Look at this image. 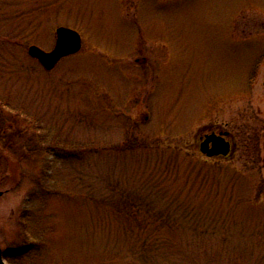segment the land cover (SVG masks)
Masks as SVG:
<instances>
[{
	"label": "rangeland",
	"instance_id": "1",
	"mask_svg": "<svg viewBox=\"0 0 264 264\" xmlns=\"http://www.w3.org/2000/svg\"><path fill=\"white\" fill-rule=\"evenodd\" d=\"M59 26L83 48L47 71ZM32 120L51 170L8 146ZM0 149V246L44 243L14 264H264V0H0Z\"/></svg>",
	"mask_w": 264,
	"mask_h": 264
},
{
	"label": "trees",
	"instance_id": "2",
	"mask_svg": "<svg viewBox=\"0 0 264 264\" xmlns=\"http://www.w3.org/2000/svg\"><path fill=\"white\" fill-rule=\"evenodd\" d=\"M24 116H26L24 114ZM32 131L29 133L28 131H20V134L25 133V137L23 138V141L17 143L16 140H12L13 142L9 143L10 148H16L18 149V157L19 158H27L30 156L37 155L38 152L44 153L46 156L49 157L47 161V166L51 170L52 167L57 166L60 162L63 160H66L64 150L66 147V142L62 141V138L59 135L51 134L50 132L44 131L43 128H41L38 121L32 120ZM23 132V133H22ZM72 158V156H70ZM48 171V170H47ZM49 179L52 177V172H47ZM50 175V176H49ZM47 176V175H46ZM54 176V175H53ZM41 179L40 181H36V184L38 185V190L40 193H32L30 195V199L35 200V198H39V196H43L44 192L50 194L52 191L57 190L56 187H53L51 184L48 186H43ZM37 191V190H36ZM28 209H26L24 212V218L22 221V230H24L25 234L27 236H30L28 234V228H29V220L26 218V214L28 213ZM31 222V220H30ZM32 241L30 244H28L26 247H22L19 251H17L16 255L13 256L12 253H7L6 256L10 262L13 263V260L15 258L17 259H26V260H32L34 258V255H38L41 252V249L43 247V241H42V235L40 233H33L32 235ZM14 264V263H13Z\"/></svg>",
	"mask_w": 264,
	"mask_h": 264
},
{
	"label": "water",
	"instance_id": "3",
	"mask_svg": "<svg viewBox=\"0 0 264 264\" xmlns=\"http://www.w3.org/2000/svg\"><path fill=\"white\" fill-rule=\"evenodd\" d=\"M82 46L83 39L77 30L60 26L56 30V42L52 50L46 51L37 45H31L28 52L32 57L36 58L45 69L52 70L62 58L79 52ZM210 142H213L212 148H209ZM230 150V143L221 135H207L206 140L201 144V151L208 156L228 155ZM1 195H3V192H0V196ZM0 264H7L3 257L1 247Z\"/></svg>",
	"mask_w": 264,
	"mask_h": 264
},
{
	"label": "flooded vegetation",
	"instance_id": "4",
	"mask_svg": "<svg viewBox=\"0 0 264 264\" xmlns=\"http://www.w3.org/2000/svg\"><path fill=\"white\" fill-rule=\"evenodd\" d=\"M212 134H217V135H223V136H225V138L228 140V141H230V143H231V147L234 149V147H235V144H234V142L232 141V139H231V135H230V132L229 131H226V130H220V131H216V130H211L209 133H205L202 137H201V142L202 141H204L205 140V138H206V136L207 135H212ZM212 145H213V142H211L210 144H209V148H211L212 147ZM2 151H4L3 149H0V159H1V153H2ZM5 151H8V152H11L12 153V149H5ZM13 154V153H12ZM227 157H229V156H223V155H219V156H215V157H212V158H227ZM6 192H4V194H5ZM3 194V195H4ZM2 195V196H3ZM1 197V196H0Z\"/></svg>",
	"mask_w": 264,
	"mask_h": 264
}]
</instances>
